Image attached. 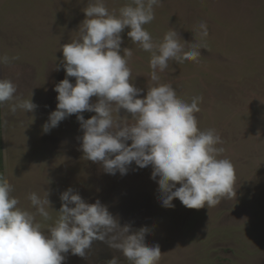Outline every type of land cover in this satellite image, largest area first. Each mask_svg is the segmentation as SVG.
I'll return each instance as SVG.
<instances>
[{
    "label": "rangeland",
    "instance_id": "rangeland-1",
    "mask_svg": "<svg viewBox=\"0 0 264 264\" xmlns=\"http://www.w3.org/2000/svg\"><path fill=\"white\" fill-rule=\"evenodd\" d=\"M95 2L0 0V58L19 57L8 65L0 62V79L10 78L19 86L18 99L2 104L0 110L4 177L14 187L18 207L35 212L29 194L43 197L49 192L52 220L36 217L47 232L58 217L61 194L71 188L89 204L99 200L122 227L149 228L145 243L159 245V264H264V0H162L163 6H155V19L145 25L156 42L171 28L178 31L181 43L200 42L198 24L204 21L208 26L199 62L170 61L159 73L160 83L172 84L189 103L203 96L198 126L221 135L224 143L217 147L226 151L220 158L235 166V198L199 210L185 207L178 198L172 201L174 207L164 206L152 166L139 168L133 162L127 174L111 175L102 164L86 160L76 115L44 132L57 110L56 85L65 78L75 85L63 68L62 46L79 37L86 19L83 9ZM103 2L118 14L131 0ZM128 31L121 34V49L133 51L132 83L143 90L138 98H144L153 86L150 53L133 44ZM30 99L38 106L34 111L11 112L13 103ZM82 115L87 120L96 113ZM119 115L134 122L123 109ZM62 255L63 264H108L113 257L120 264H132L102 241L93 243L86 258L71 252Z\"/></svg>",
    "mask_w": 264,
    "mask_h": 264
},
{
    "label": "clouds",
    "instance_id": "clouds-1",
    "mask_svg": "<svg viewBox=\"0 0 264 264\" xmlns=\"http://www.w3.org/2000/svg\"><path fill=\"white\" fill-rule=\"evenodd\" d=\"M155 6H163L162 0H131L118 14L110 12L103 0L83 9L86 19L79 37L62 46L63 68L67 77L75 78V85L67 78L56 85L57 110L43 130L48 133L76 115L86 160L102 164L111 175L127 174L133 162L139 168L152 166V179L159 177L164 206L174 207L172 201L178 198L189 209L215 208L236 196L235 166L230 159L220 158L226 151L217 147L224 143L221 135L215 129L201 131L198 126L203 96L192 97L189 103L177 95L172 84L160 83L159 75L169 68L170 61L199 62L208 26L199 22L200 42L181 43L180 34L171 28L156 42L145 28L155 19ZM125 29H130L127 35L133 44L150 53L153 86L147 88L144 98H138L143 90L132 83L129 60L133 51L121 49ZM12 59L19 57L4 56L0 62L8 65ZM18 87L10 78L0 79V104L17 100ZM93 97L98 102L92 103ZM37 107L31 99L18 100L10 110L15 114L18 109L32 112ZM122 109L133 123L119 115ZM86 111L96 115L86 120L82 115ZM13 191V185L0 174V264H63L66 255L62 254L86 258L95 241L121 252L132 264H159L163 257L158 244L145 243L149 228L132 231L130 225L122 227L99 200L89 204L69 188L61 194L54 226L45 232L36 217L52 220L49 192L43 197L29 194L36 209L32 212L18 207L20 200ZM108 264H120V260L113 257Z\"/></svg>",
    "mask_w": 264,
    "mask_h": 264
},
{
    "label": "crops",
    "instance_id": "crops-1",
    "mask_svg": "<svg viewBox=\"0 0 264 264\" xmlns=\"http://www.w3.org/2000/svg\"><path fill=\"white\" fill-rule=\"evenodd\" d=\"M3 107L2 104H0V110L1 108ZM2 125H3V122L1 120V113H0V174L2 175H5V172H4V158H3V147H2V142H3V133H2Z\"/></svg>",
    "mask_w": 264,
    "mask_h": 264
}]
</instances>
